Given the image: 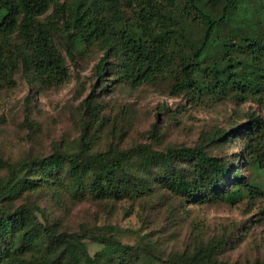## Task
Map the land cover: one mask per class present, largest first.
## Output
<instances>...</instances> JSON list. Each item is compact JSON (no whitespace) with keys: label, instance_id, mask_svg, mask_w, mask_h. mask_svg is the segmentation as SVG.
<instances>
[{"label":"trees","instance_id":"trees-1","mask_svg":"<svg viewBox=\"0 0 264 264\" xmlns=\"http://www.w3.org/2000/svg\"><path fill=\"white\" fill-rule=\"evenodd\" d=\"M131 1L135 7L129 10L131 3L122 0H0V82L7 78L8 68L17 67L29 74L32 83L40 80L50 85L67 79L66 57L53 39L58 33L64 35L63 45L71 58L85 45L101 43L99 74L111 61L114 78L131 85L155 82L170 72L173 94L184 93L195 100L231 96L236 101L263 100L264 39L249 32L240 33L236 42L224 37L223 52L212 60L205 56L221 24L238 17L244 23L253 14L264 22V0H224L216 16L203 7L202 0ZM52 4L62 15L60 27L39 19ZM191 20L205 23L197 43L189 37ZM16 32L25 37L21 45L14 40ZM241 39L248 49L240 53L235 49ZM4 47H11L9 55L3 54ZM94 93L95 89L90 95ZM87 105L90 119L84 121L80 145L74 151L54 145L48 154L14 162L0 156L8 169L0 177V264H238L223 256L224 238L201 240L190 250L158 256L149 246L123 243L112 234L60 230L54 222L39 218L38 205L12 204L24 192L42 186L65 187L98 199L137 197L163 187L199 203L236 202L262 193L261 185L242 172L241 163L235 164V156L204 148L242 136L243 151L250 156L248 167L264 173V121L254 112L246 121L206 132L204 144L158 148L141 141L124 148L110 143L94 149L90 131L98 113L92 101ZM150 131L154 133L155 128ZM85 238L99 241L102 247L91 253Z\"/></svg>","mask_w":264,"mask_h":264},{"label":"rangeland","instance_id":"rangeland-1","mask_svg":"<svg viewBox=\"0 0 264 264\" xmlns=\"http://www.w3.org/2000/svg\"><path fill=\"white\" fill-rule=\"evenodd\" d=\"M128 1L131 10L134 2L122 0L123 4ZM223 2L202 0L201 3L216 16L222 12ZM256 16L253 14L244 23L238 17L221 24L217 40L205 58L212 60L223 52L224 37L236 42L240 33L249 32L264 39V22ZM39 19L56 22L58 27L63 22L53 4L39 15ZM204 27L203 21L191 20L189 37L192 43L202 39ZM53 39L66 57L70 71L67 79L50 85L40 80L32 83L22 67L8 68L7 78L1 79L0 156L7 162L48 154L54 145L74 151L80 145L83 123L90 119L87 104L91 101L98 113L90 131L94 149H104L110 143L124 148L141 141L158 148L173 144L194 146L204 144L206 132L246 121L249 112L264 121V98L252 97L245 101H236L232 96L224 100L191 99L187 94L170 92L174 79L170 72L155 82L131 85L114 78L111 61L99 74L97 65L104 54L101 43H89L71 58L63 45L64 35L54 33ZM14 40L21 45L25 37L16 32ZM239 43L241 46L234 48L236 51L241 53L248 49L242 39ZM10 50L11 47L9 50L4 47L3 54L9 55ZM93 89L95 93L91 96ZM152 128H155L154 133L150 131ZM244 145L243 137L235 136L224 144L204 146L214 154L235 156V164L241 163L242 172L261 185L262 193L236 202L223 199L192 202L163 187L137 197L98 199L65 187L42 186L24 192L12 204L38 205L39 218L54 222L60 230L89 235L112 234L123 243L149 246L158 256L190 250L201 240L224 238L223 256L229 262L264 264V173L248 167L250 156L243 151ZM7 171L6 163L0 162V177ZM85 242L91 253L102 247V243L93 238H85Z\"/></svg>","mask_w":264,"mask_h":264}]
</instances>
